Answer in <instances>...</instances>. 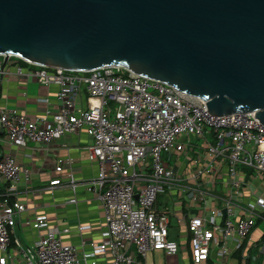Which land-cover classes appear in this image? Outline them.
<instances>
[{"label":"built area","instance_id":"built-area-1","mask_svg":"<svg viewBox=\"0 0 264 264\" xmlns=\"http://www.w3.org/2000/svg\"><path fill=\"white\" fill-rule=\"evenodd\" d=\"M11 63L9 59L7 66ZM33 67L29 71L16 66L11 74L33 78L42 87H56L58 106L54 113L35 118L0 108V135L4 136L0 140V264H12L17 256L23 264H145L150 252L175 256L179 247L168 238L169 211L156 207L162 195H170L185 212L182 224L190 236L193 264H226L230 252L242 248L264 212V197L254 196L240 204V170L264 174V126L253 113L211 116L203 101L118 67L88 72ZM4 69L0 59L1 77L8 75ZM82 89L86 100L78 107ZM81 131L91 140L85 152L97 169L85 187L103 210L100 240L88 242L83 237L90 231L89 225L61 228L45 216L34 215L26 224L36 238L24 247L15 229L18 218L28 209L18 194L21 183L29 184L31 171L1 145L27 148L37 144L48 149L64 135ZM206 133L215 142L206 150L211 161L201 165L190 156L185 165L188 172L175 170V164L170 163H177L191 139H204ZM221 156L228 162L231 191L226 199L213 195V186L203 188L210 181L214 184L216 158ZM62 165L59 159L56 173L63 172ZM61 186L59 179H53L48 191ZM70 188L75 194L73 179ZM43 192L29 193L35 196ZM209 198L215 205L208 207ZM220 202L221 206H216ZM237 209L242 217H234ZM191 210L198 214H191ZM73 232L80 236L78 244L70 240ZM259 251L264 255V243Z\"/></svg>","mask_w":264,"mask_h":264},{"label":"water","instance_id":"water-1","mask_svg":"<svg viewBox=\"0 0 264 264\" xmlns=\"http://www.w3.org/2000/svg\"><path fill=\"white\" fill-rule=\"evenodd\" d=\"M0 57L118 67L264 126V0H0Z\"/></svg>","mask_w":264,"mask_h":264},{"label":"crops","instance_id":"crops-1","mask_svg":"<svg viewBox=\"0 0 264 264\" xmlns=\"http://www.w3.org/2000/svg\"><path fill=\"white\" fill-rule=\"evenodd\" d=\"M17 65L11 63L6 66L4 71L8 73L4 77L0 76V108L14 109L19 113L35 118L41 114L54 113L58 106L56 100V87L39 86L33 78L19 77L12 75ZM22 67V66H21ZM26 70H32L33 66H23ZM47 99L45 103L43 100ZM86 100V92L82 89L77 99V106L83 107ZM4 136L0 135V140ZM213 136L206 133L204 139H191L187 144L186 151L179 157L175 164V170L188 172L186 165L187 157L199 159L201 165L211 161L206 153L207 146L214 144ZM91 144V140L84 131L77 134H66L62 138L54 141L48 149L43 145L29 144L27 148L12 147L7 143L1 145L2 150L11 154L16 162L27 167L31 171V176L41 175L45 172L48 175V183L29 184L21 183L19 186L18 199L27 206V212L18 218V226L15 229V235L24 247L33 244L36 234L31 231L26 221L34 215H42L48 218L57 227H69L75 229L78 224H86L91 227L90 231L83 237L88 241H99L100 232L103 228V210L96 197L89 194L85 185L96 176V165L88 161L85 147ZM62 161L63 172L56 173L55 166L58 160ZM217 174L214 184L211 181L203 185L204 189H211V193L220 199H226L231 191L227 184L228 162L225 156L216 158ZM240 181L242 182L243 196L241 197V206L256 196L251 193L250 184L255 185L262 194L256 197H264V174L257 175L251 170H240ZM59 179L63 186L56 187L48 191L49 182L53 179ZM73 179L77 186L75 194L70 188V180ZM28 186V189H25ZM44 189L41 194L31 196L30 191L38 192ZM41 195V196H40ZM165 198H159L156 207L167 209L169 211L170 225L168 229V238L177 243L179 249L175 256H167L161 251L150 252L145 258V264H193L190 257L189 234L186 226L182 224L185 212L182 211L176 203L173 202L170 195H162ZM70 199H75V204H69ZM214 204L211 201L210 206ZM215 205V204H214ZM221 206V202L216 204ZM198 214V211H196ZM210 213V212H208ZM234 217H242V212L236 210ZM258 220H260L258 222ZM258 220L251 230L249 236L243 242L242 248L238 251H231L225 258L226 264H264V257L259 251V246L264 242V212L259 215ZM263 225L261 231L253 235V230ZM172 237H176L173 240ZM70 240L79 243L80 236L73 232ZM262 257V258H261ZM12 264H23L20 257H16ZM210 264V263H201Z\"/></svg>","mask_w":264,"mask_h":264},{"label":"rangeland","instance_id":"rangeland-1","mask_svg":"<svg viewBox=\"0 0 264 264\" xmlns=\"http://www.w3.org/2000/svg\"><path fill=\"white\" fill-rule=\"evenodd\" d=\"M0 59H2V58L0 57ZM15 61H17V60L16 59H13V58H10V62H14L15 63ZM30 180H31L32 183H41L42 185H45L46 183H48V175H46L45 172H43L41 175H33L30 178ZM250 191H251V193H255L257 191L256 196L262 194L261 193L262 190L259 191V189L255 185H253V184H250ZM159 198L161 199V198H165V197L160 196ZM208 200H209L208 207H210V202H211L212 199L209 198ZM191 214L194 215V214H197V212L195 210H191ZM207 215L209 216L210 213H207ZM262 227H263V225H260L258 228H256L255 230H253V235H255L256 233H258V231H261ZM263 229H264V227H263ZM256 236H257V234H256ZM172 239L173 240H176L178 242V240H177L176 237H172Z\"/></svg>","mask_w":264,"mask_h":264},{"label":"trees","instance_id":"trees-1","mask_svg":"<svg viewBox=\"0 0 264 264\" xmlns=\"http://www.w3.org/2000/svg\"><path fill=\"white\" fill-rule=\"evenodd\" d=\"M13 59H15V58H13ZM17 61H15V64H17V65H20V66H29L27 63H25V62H23V61H21V60H19V59H16ZM260 220H258V222H259ZM264 240V236H263V239H262V241ZM264 243V242H263ZM262 243V244H263ZM261 246V245H260ZM259 246V247H260ZM263 257H264V255L263 254H261ZM262 258V257H261Z\"/></svg>","mask_w":264,"mask_h":264}]
</instances>
